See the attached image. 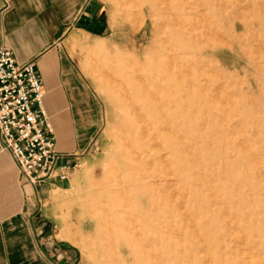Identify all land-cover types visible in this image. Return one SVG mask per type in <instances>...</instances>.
Wrapping results in <instances>:
<instances>
[{
    "label": "rangeland",
    "instance_id": "1",
    "mask_svg": "<svg viewBox=\"0 0 264 264\" xmlns=\"http://www.w3.org/2000/svg\"><path fill=\"white\" fill-rule=\"evenodd\" d=\"M93 1L100 27L68 34L61 47L89 93L94 126L73 153L70 180L35 195L57 238L75 247L77 264H131L99 214L112 221L135 200L115 192L131 179L137 116L154 114L134 102L132 81L173 96L178 178L163 201L188 237L174 253L188 264H264V0Z\"/></svg>",
    "mask_w": 264,
    "mask_h": 264
},
{
    "label": "crops",
    "instance_id": "2",
    "mask_svg": "<svg viewBox=\"0 0 264 264\" xmlns=\"http://www.w3.org/2000/svg\"><path fill=\"white\" fill-rule=\"evenodd\" d=\"M95 5L93 0H0V49L11 50L18 64H36L57 149L71 156L69 162L87 145L94 121L89 93L61 45L68 34H92L100 27ZM36 194L0 147V264H77V250L57 238Z\"/></svg>",
    "mask_w": 264,
    "mask_h": 264
},
{
    "label": "bare ground",
    "instance_id": "3",
    "mask_svg": "<svg viewBox=\"0 0 264 264\" xmlns=\"http://www.w3.org/2000/svg\"><path fill=\"white\" fill-rule=\"evenodd\" d=\"M208 1H211V3L213 2V0ZM147 4L149 6L153 5L152 2H148ZM208 4H210V2ZM208 51L213 52L215 51V49L202 48L200 49V54H207ZM172 65L174 64L172 63ZM139 74L140 73H138V75ZM123 89L125 90V88ZM129 89L135 95L136 100L134 102H140V107L144 108V111H148L150 115L151 112H153L154 114L153 121L151 122L146 119L144 120L145 117L143 118V116L146 113H143V116H137L136 123H141V129L135 128V133H133V135L131 133L130 135V142L133 148V153L131 156L132 158L130 162H128L131 169L129 170L131 179L124 185V188H120V190L118 189L119 191L117 190V192H115L116 196L120 197L123 195L131 194L135 197V200L130 204L121 203L118 209L119 213L113 216L112 221L109 220V215L105 214L104 210L99 214V220L101 221V225L105 224L112 228V234H109L108 243L110 245L112 244V246L114 247L125 250L121 256L123 259L131 262V264H188L189 260L186 256L180 257L179 254L174 253L175 249L179 245L183 243L185 245L187 243V229L184 231V233H182V230L178 229L176 221L177 217H174L171 211L169 212L168 208L165 206V201H163L165 192L169 193L171 191L169 189H173L176 185L175 182L177 177V174L175 173L178 166V162H176V155L179 148L175 141L173 132V124L176 119L173 105V96L170 93L164 97H162L160 93L156 94L157 92L149 94L147 86H142L132 81H129ZM151 162H153L152 165ZM161 169L163 170L165 177L159 174L158 170L160 171ZM146 176L148 177L145 182L144 180ZM141 178H143L142 182H140ZM188 195L190 196V194ZM173 196H175V193ZM130 205H134L135 207V210L133 212L127 211V207ZM188 220L191 221V219ZM186 223L188 225L189 222L186 221ZM191 224L194 225L195 223ZM189 228L192 229L191 227ZM194 246V248H196L197 245ZM182 255L184 254L182 253ZM203 258L205 257L203 256Z\"/></svg>",
    "mask_w": 264,
    "mask_h": 264
},
{
    "label": "built area",
    "instance_id": "4",
    "mask_svg": "<svg viewBox=\"0 0 264 264\" xmlns=\"http://www.w3.org/2000/svg\"><path fill=\"white\" fill-rule=\"evenodd\" d=\"M56 143L36 64H18L11 50L0 49V147L36 192L69 181L79 167L78 159L67 161L71 156L58 151Z\"/></svg>",
    "mask_w": 264,
    "mask_h": 264
}]
</instances>
